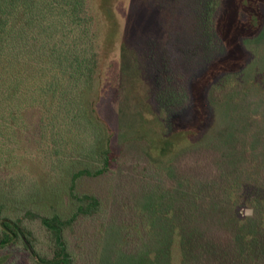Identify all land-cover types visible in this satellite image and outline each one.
Returning <instances> with one entry per match:
<instances>
[{"label": "trees", "instance_id": "1", "mask_svg": "<svg viewBox=\"0 0 264 264\" xmlns=\"http://www.w3.org/2000/svg\"><path fill=\"white\" fill-rule=\"evenodd\" d=\"M198 1L199 36L213 49L221 43V0ZM127 8L118 24L104 0H0V205L12 201L39 218L54 245L50 259L39 258L43 264H74L65 233L102 206L96 193L78 192L77 183L107 176L119 159L114 123L99 108L106 92L118 87L109 80L110 60L128 41L161 43L177 27V17L157 0H128ZM111 24L117 27L115 39ZM172 68L175 73L160 75L156 99L182 107L190 92L181 70ZM31 117L38 125L34 139L27 133ZM245 133L219 148L208 144L185 156L180 152L173 172L178 184L169 189L151 187V175L143 179V205L129 206L134 215L116 226L127 254H146L158 246L165 264H263L264 136ZM24 138L36 154L27 153ZM33 158L47 162L55 174L48 178L40 168L33 180L53 187L58 197L52 202L30 191H12L13 170L26 169ZM243 205L253 207L255 215H242ZM43 208L51 211L39 213ZM0 227L3 241L28 233L20 219L6 214ZM172 248L179 250L178 262Z\"/></svg>", "mask_w": 264, "mask_h": 264}, {"label": "rangeland", "instance_id": "2", "mask_svg": "<svg viewBox=\"0 0 264 264\" xmlns=\"http://www.w3.org/2000/svg\"><path fill=\"white\" fill-rule=\"evenodd\" d=\"M116 1L118 4L113 6L111 1L104 0V6L111 11L112 23L114 19L120 24L128 0ZM157 1L177 17V27L171 28L170 36L161 43L128 41L110 60L109 80H116L118 87L113 94L106 92L99 108L104 119L114 123L120 155L116 167L107 176L77 183L78 192L96 193L102 206L96 215L80 218L65 233L74 264H165L163 257H158L162 254L158 246L146 254H127L116 229L119 222L130 219V213L134 215V211L129 212V206L133 209L143 205V179L151 175L154 178L151 187L157 184L159 192L169 189L173 183L178 184L173 172L180 152L185 156L208 144L219 148L228 138L250 131L264 136V0H221L217 21L221 43L213 49L199 36L197 13L202 5L199 7L198 0ZM115 25L110 26L114 39ZM162 30L160 27L156 32L161 34ZM172 66L181 70L190 92V99L185 100L187 105L182 107L165 98L159 101L155 95L162 87V83H157L160 75L175 73ZM230 91L234 93L229 96ZM37 126L35 117L28 118L30 138H35ZM23 143L28 154L37 153L27 140ZM33 159L26 169L13 168L15 172L10 179L16 182L12 191L17 195L19 191H30L45 202H52L58 197L52 194L53 187L43 183L44 180L39 183L33 180L41 169L48 178L55 174L49 171L47 162ZM27 175L32 180H27ZM3 185L0 183V188ZM2 195L4 192L0 190ZM25 211L26 207H18L12 201L1 203L0 218L6 214L20 219L34 252L24 246L22 239H17L0 247V264H41L39 258L53 256L49 232L39 218L30 217ZM49 211L43 208L39 213ZM239 212L248 217L255 215V209L248 205H243ZM172 258L178 262L177 248H172Z\"/></svg>", "mask_w": 264, "mask_h": 264}, {"label": "flooded vegetation", "instance_id": "3", "mask_svg": "<svg viewBox=\"0 0 264 264\" xmlns=\"http://www.w3.org/2000/svg\"><path fill=\"white\" fill-rule=\"evenodd\" d=\"M2 231H3V230H2ZM2 236H4V235H3V232H1V234H0V247H1V246H4V245H7V244H9V243H12V242L16 241L17 239H22L24 246H26V248H27L31 253L34 252L33 249L31 248V243H30V241L28 240L27 234H26V235H25V234H22V233L19 231V232H18V237L15 238V239H11L10 241H3ZM39 261H40L41 264H43V262H41V260H39Z\"/></svg>", "mask_w": 264, "mask_h": 264}, {"label": "water", "instance_id": "4", "mask_svg": "<svg viewBox=\"0 0 264 264\" xmlns=\"http://www.w3.org/2000/svg\"><path fill=\"white\" fill-rule=\"evenodd\" d=\"M246 212H250V209H247Z\"/></svg>", "mask_w": 264, "mask_h": 264}]
</instances>
